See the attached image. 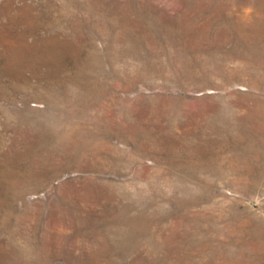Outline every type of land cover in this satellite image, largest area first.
<instances>
[{
    "label": "rangeland",
    "instance_id": "obj_1",
    "mask_svg": "<svg viewBox=\"0 0 264 264\" xmlns=\"http://www.w3.org/2000/svg\"><path fill=\"white\" fill-rule=\"evenodd\" d=\"M0 264H264V0H0Z\"/></svg>",
    "mask_w": 264,
    "mask_h": 264
}]
</instances>
